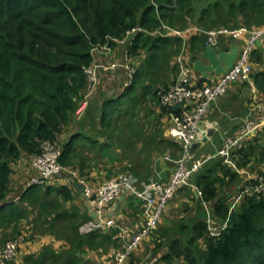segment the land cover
<instances>
[{
    "label": "trees",
    "instance_id": "trees-1",
    "mask_svg": "<svg viewBox=\"0 0 264 264\" xmlns=\"http://www.w3.org/2000/svg\"><path fill=\"white\" fill-rule=\"evenodd\" d=\"M164 24L195 33L189 40L168 35ZM262 24L264 0H0V245L22 233H29L27 239L52 234L65 241L64 250L45 248L34 264H92L84 256L87 251L111 246L116 257L126 251L142 226L126 237L119 222L83 234L80 226L91 216L75 203L81 198L77 178L67 170L11 196L14 164L23 158L31 163L42 142L51 140L62 150L61 165L87 182L95 181L92 172L97 170H105L107 179L125 173L148 180L154 154L171 149L175 157L182 155L180 143L163 134L162 118L170 110L159 100L161 89L177 77L176 57L189 45L197 60L207 46L208 30ZM133 29L138 32L126 44L115 41ZM104 45H122L136 61V73L124 88L122 81L119 92L113 89L115 94L102 86L101 73L106 72H100L96 91L77 119L87 92L85 67L97 57L93 49ZM261 59L253 49L251 60ZM252 77L264 91V71ZM233 159L241 169L263 173L264 145L245 141ZM192 181L201 191V196L193 194L197 214L152 230L158 238L152 248L156 260L150 263L264 264V191L244 196L231 210V192L247 181L221 156L209 159ZM184 187L193 189L183 185L174 195ZM204 202L217 235L207 223ZM25 221L33 230L24 229ZM138 262L148 260L132 253L126 260Z\"/></svg>",
    "mask_w": 264,
    "mask_h": 264
},
{
    "label": "built area",
    "instance_id": "built-area-1",
    "mask_svg": "<svg viewBox=\"0 0 264 264\" xmlns=\"http://www.w3.org/2000/svg\"><path fill=\"white\" fill-rule=\"evenodd\" d=\"M163 27L168 35H183L184 33L166 24ZM137 32L138 29H133L124 38H117L115 41L119 44H126L130 35L136 34ZM156 33L163 32L156 31ZM206 33L207 46L211 45L212 47L218 44V38L220 36L239 39L243 35H247V39L233 67L226 73L220 74L211 83L201 84L196 82V70L185 59L184 50L176 57L179 66L177 77L173 83L167 88H162L159 92L160 104L170 110L171 124L168 131L169 135L180 143L182 148V155L168 183L161 184L154 178L143 180L131 174H120L118 177L107 180L97 187L90 186L83 178L81 179L79 177L77 171L74 169H66L61 165L60 157L62 150L51 140H44L41 144L40 153L34 154L31 157V167L36 172V175L30 179L26 188L32 184H44L54 176L62 174L67 170L77 180L87 185V200L95 212L97 219L88 220L81 225L80 231L83 234L117 227V221L111 215V211L114 204L123 194L133 195L140 200L144 209L143 225L128 241L126 251L118 253L116 264H123L135 247L157 227L166 205L179 187L187 185L196 188L199 196H201V191L191 181V177L214 156L223 157L224 162L243 174L247 181L242 186H239L238 192L231 199V210L244 196L258 194L264 191V173L258 170L241 169L233 159V153L244 146V136L254 135V132L258 128L264 126V102H255L256 109L254 114L243 126L242 133L240 130L238 135H231L225 138L222 147L216 155H208L200 158L192 152V146L200 134L201 123L214 101L224 96L232 83L251 81L253 74L251 53L258 42L264 39V24L252 28L244 25L229 28L220 27L208 30ZM107 50H110L108 45L96 46L93 49L94 54L97 56L96 59L85 67L87 92L76 111L75 116L77 119L82 117L90 97L95 93L96 87L99 84L101 71L109 73L119 68H124L127 72L125 85H128L133 80L137 70V64L133 56L128 51H124V59L122 61L105 64L98 59V56ZM175 106H178V108L174 109ZM204 207L207 213V223L212 231V235L219 234V229H217L214 223L215 220L213 219L207 202H204ZM120 230L123 237H126L131 232L127 226H121ZM26 238L27 235L22 233L15 238L8 239L0 249V264H6L7 261L15 258Z\"/></svg>",
    "mask_w": 264,
    "mask_h": 264
},
{
    "label": "crops",
    "instance_id": "crops-1",
    "mask_svg": "<svg viewBox=\"0 0 264 264\" xmlns=\"http://www.w3.org/2000/svg\"><path fill=\"white\" fill-rule=\"evenodd\" d=\"M194 33H195L194 29H187L184 31L183 35L187 40H189L191 36L194 35ZM246 39H247V35H243L239 39H232L230 41H226L219 51H217L216 49V46L219 45V42L213 48L217 53H221L223 51H229L233 47L232 46L233 42L236 41V45L239 48V54H240V52L245 46ZM255 48L258 49V52L260 54H262V59L260 60V62L258 61L255 62L251 60L253 64V74L258 73L259 71H264V39L258 42ZM184 56L185 59L191 65H194V62L196 60H193L192 58V53L189 45L185 47ZM98 57H99L98 59L104 62L105 64H110L114 61H122L124 59V47L122 45H118L115 48H110V50L100 53ZM198 59H203L205 62H207V60L203 58V52L198 55ZM125 73L127 74L124 68H119L109 73L106 72V74L101 73L102 86H104L105 89L110 91V93L116 94V91L114 92L112 90L114 89L119 92L120 89L118 88L121 87L122 81H124L122 87L124 88L127 86L125 85V81L127 80V77L126 78L124 77ZM219 75L220 74L213 72L210 73L207 77H204L201 72H198L196 70V82L201 84L211 83L214 80H216L219 77ZM255 102H264V91H262L256 86L253 77L250 82L239 81L232 83L227 93L218 100L214 101V103L212 104L208 112L209 115L201 123L200 134L197 141L192 146V152L195 153V155L198 157L199 153L208 152V149L211 147L210 145L214 143L215 139L219 138L221 143V140H223L225 137L227 138L228 136L231 135H238L240 130L242 133L243 126L252 118L254 114V111L256 109ZM162 122H163L162 127L164 130L163 131L164 136L167 139L173 141L174 139L169 135L168 132L169 126L171 124L170 115H165L162 118ZM262 130L261 128H258L254 132V135L244 136L243 139L244 142L248 141L246 139H248L249 137L252 136L254 138L257 137L258 132ZM120 152L121 151L119 150L117 151L118 157L121 155ZM179 154L181 155V152H179ZM202 155L214 156L213 154H202ZM179 158L180 156L175 157V155H173L171 149H169L165 154H159V155L157 153L154 154L153 170L149 179L154 178L157 181H162L160 182L161 184L168 183L171 179L174 169L176 168V164ZM104 162L109 163V158L106 153H105ZM261 168L262 165L259 169L261 170ZM14 171H15V176H14L15 188L14 191L11 193V196H14L19 191L24 190L27 184L29 183L30 179L36 175V172L31 167L29 158H23L22 160H19L16 164H14ZM98 171L99 170L92 172L95 181L93 182L86 181L87 184L93 187H97L102 183H104L105 181L110 180L105 178V174H106L105 170L102 172L101 171L98 172ZM116 177L117 176L113 178ZM102 179L103 181H101ZM62 181L65 182V180H61L60 182L63 183ZM188 190L191 192L190 193L191 198H189L186 194L185 195L180 194L179 197L180 199H177L179 196L178 195L174 201L172 202L171 200L169 201L171 204L169 207H167V209H171L175 207V209L178 210L183 206V210L180 214L181 217H183L184 214L191 213V210H193L192 215L195 216L197 214L198 208H197V201L195 200L193 194H195L198 197L199 192L196 188L188 189ZM80 199L83 200L82 208L87 209L89 211V214L91 216L90 220L97 219L96 214L92 210L87 198L81 195ZM187 202L189 203L187 204ZM185 204L186 207L184 208ZM167 209L164 211L165 212L164 218L161 219V221H164L165 224H169L171 221V219H166L168 217V214L166 213ZM142 210H143L142 204L137 197L129 194H123L112 207L111 215L115 217V220L117 222L123 224L124 226H127L131 231L133 230L134 232L143 225L144 217ZM64 244L65 241H63V239L57 238L55 235L52 234L35 235L32 238L26 239L25 242L20 247L18 255L6 264H34V260L40 258L45 248H54L57 251H61L64 250ZM1 248L2 245H0V249ZM95 253L96 251H87L84 253V256L85 258H90L91 257L90 255L92 254L94 255Z\"/></svg>",
    "mask_w": 264,
    "mask_h": 264
},
{
    "label": "rangeland",
    "instance_id": "rangeland-1",
    "mask_svg": "<svg viewBox=\"0 0 264 264\" xmlns=\"http://www.w3.org/2000/svg\"><path fill=\"white\" fill-rule=\"evenodd\" d=\"M241 26V25H240ZM239 27V26H238ZM218 42H219V45L218 46H216V49H217V51H219L221 48H222V46H223V44L226 42V41H230V40H232V38L231 37H228V36H220L219 38H218ZM241 43H242V41H241ZM209 114L207 113V115L204 117V119L208 116ZM264 126H262L261 127V130L262 131H260V132H258V135H257V138L258 139H256V137L254 138L253 136L252 137H249L248 139H246V140H250V141H256L257 140V144H259L260 146L262 145H264V128H263ZM226 138V137H225ZM225 138L223 139V140H221V143H220V139L219 138H217V139H215V141H214V143L213 144H211L210 146V148L208 149V152H202V153H199L198 154V157H200V158H203V157H205L204 155H202V154H213V155H216L217 154V152H218V150H220V148L222 147V145H223V142H224V140H225ZM256 139V140H255ZM247 145V144H246ZM244 146H245V142H244ZM264 168V167H263ZM264 173V172H263ZM122 174H125V173H122ZM195 175V174H194ZM193 175V176H194ZM193 176L191 177V181H192V179H193ZM118 177V176H117ZM156 180V179H155ZM101 181H103V179L101 180ZM63 182V181H62ZM159 182H162V181H159ZM64 183V182H63ZM191 189V188H190ZM190 191L187 189V187H184V188H182L178 193H177V195H173V197L170 199L171 200V202L172 201H174L175 199H176V197L178 196V198L177 199H180L179 197H180V194H183V195H187L189 198H191V195H190ZM231 199L234 197V194H235V192H231ZM75 203L79 206V208L81 209L82 208V206H83V200H81L80 198H76L75 199ZM189 202H187V204H188ZM170 202H168V204H167V206H166V209H167V207H169L170 206ZM186 207V204L184 205V208ZM165 209V210H166ZM182 210H183V206H182V208H180V209H178V210H176L175 209V207H173V208H171V209H167V211H166V213L168 214V217L166 218V219H171V221H170V223L169 224H165L164 223V221H161V219L162 218H164V213L165 212H163V215H162V217L160 218V221L158 222V224H157V228H155L154 229V231L155 232H157V230H158V228L159 227H161V226H168V227H171L175 222H176V220H179V219H181V218H183V217H185V219H188V218H190L191 216H193L192 214H193V210H191V213H187V214H184V216L183 217H181V212H182ZM25 224H24V229H25V227H29L31 230H33L32 228H31V225L27 222V221H25L24 222ZM165 224V225H164ZM85 234V233H84ZM26 235H29V233H26ZM156 235H158V234H152L151 235V233L144 239V240H142L141 242H140V244L137 246V247H135V249L131 252L132 254H138V255H140V257H141V259H144V260H148V262H147V264L149 263V264H153L152 262L150 263V260H152V261H155L156 260V258L152 255V253H153V251H152V248H153V246H154V244L155 243H153L154 242V240H156L158 237L156 236ZM12 239V238H11ZM27 239V238H26ZM159 240V239H158ZM91 257L90 258H88L89 260H91L92 261V264H116L115 263V261L117 262V259H118V256L116 257L115 256V249L113 248V247H111V246H109L108 248H106V250H104V249H100L99 251H97L94 255L92 254V255H90ZM128 258H129V256L127 257V259L126 260H128ZM126 260L124 261V263L123 264H126ZM9 261H11V260H9ZM9 261H7L6 263H8ZM91 264V263H90ZM137 264H141V263H137ZM172 264H184V262L183 261H181V260H178V261H175L174 263H172Z\"/></svg>",
    "mask_w": 264,
    "mask_h": 264
},
{
    "label": "water",
    "instance_id": "water-1",
    "mask_svg": "<svg viewBox=\"0 0 264 264\" xmlns=\"http://www.w3.org/2000/svg\"><path fill=\"white\" fill-rule=\"evenodd\" d=\"M232 46L233 47L231 50L223 51L221 53H217L211 45L206 46L203 52V58L207 60V62H205L203 59L196 60L193 65L195 70L201 72L204 77H207L213 72L218 74L226 73L230 68L233 67L235 61L239 57V48L236 45V41L233 42ZM177 108L178 106L174 107V109ZM75 184L79 193L83 197L88 198L86 194L87 185L79 180H76Z\"/></svg>",
    "mask_w": 264,
    "mask_h": 264
}]
</instances>
